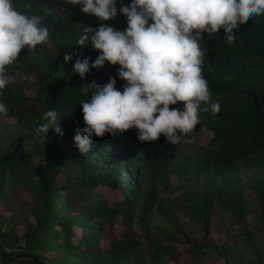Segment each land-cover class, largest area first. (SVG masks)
Segmentation results:
<instances>
[{"label": "trees", "instance_id": "16d2710c", "mask_svg": "<svg viewBox=\"0 0 264 264\" xmlns=\"http://www.w3.org/2000/svg\"><path fill=\"white\" fill-rule=\"evenodd\" d=\"M14 2L31 14L50 10L45 23L52 31L34 51L22 49L0 95L8 106L0 117V264H172L180 237L188 256L214 252L225 264H264V16L234 29L232 44L223 28L203 34L202 75L221 110L199 113L191 143L174 145L163 134L140 142L133 127L93 136L82 154L74 136L86 126L80 104L91 98L90 84L115 77L123 91L126 81L109 62L85 77L75 73L77 58L91 64L98 55L77 40L88 25L122 31L127 19L118 12L101 21L65 0ZM66 52L74 53L67 63ZM170 107L182 109L183 102ZM53 109L63 135L38 134ZM202 127L211 133L206 142ZM223 213L240 225L223 246L183 227L194 222L207 235Z\"/></svg>", "mask_w": 264, "mask_h": 264}, {"label": "clouds", "instance_id": "9594fccd", "mask_svg": "<svg viewBox=\"0 0 264 264\" xmlns=\"http://www.w3.org/2000/svg\"><path fill=\"white\" fill-rule=\"evenodd\" d=\"M80 6L85 14L101 21L115 19L118 12L127 19V27L118 30L108 23L83 28L77 44H90L98 51L94 62L77 58L73 71L85 77L91 68L105 62L119 65L118 76L125 80L123 91L116 87V78L107 83L93 81L91 98L81 102L85 127L78 129L74 142L86 154L93 136H116L135 127L140 142H152L164 135L167 142L191 143V134L199 124L200 112L216 115L221 110L218 99L212 98L208 81L202 75L201 47L203 34L225 32V40H236L233 31L250 18L264 16V0H65ZM30 5H25L29 8ZM21 11L14 0H0V95L12 83L9 68L21 60L27 46L32 52L50 39L52 29L45 23L50 15ZM151 21V22H150ZM74 53L66 52L65 63ZM183 102V108L170 107ZM8 106L0 101V117L7 116ZM47 123L36 132L49 129L63 135L59 112L47 111ZM83 133V134H82Z\"/></svg>", "mask_w": 264, "mask_h": 264}, {"label": "rangeland", "instance_id": "374dc122", "mask_svg": "<svg viewBox=\"0 0 264 264\" xmlns=\"http://www.w3.org/2000/svg\"><path fill=\"white\" fill-rule=\"evenodd\" d=\"M202 134L200 136L201 142H206L210 136L211 133L202 127ZM104 190V189H102ZM111 192L108 191V194ZM253 198L251 197V200ZM255 220V213L249 214L245 217L244 223L252 224ZM155 223H160L159 219L155 220ZM240 225L235 224L230 217L226 213H223L221 215V218L217 221H214L210 227V231L207 235H205V232L200 229L199 224L190 222L187 224H184L183 227L185 231L189 234H194L195 238L200 240L201 242L207 241L208 239L212 240L215 244L224 245V242L231 236L237 235V232L240 230L238 227ZM159 232V231H158ZM162 234L163 238L170 235L167 231V225H164L162 227ZM181 241L174 240L173 243L177 246L179 253L177 254L178 260L172 261V264H225L223 261H219L216 259L214 252H210L208 255H206L203 258H196L193 256H188L184 253L185 245L183 244V237H180Z\"/></svg>", "mask_w": 264, "mask_h": 264}]
</instances>
